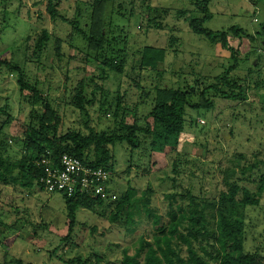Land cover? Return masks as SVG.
<instances>
[{"label": "rangeland", "instance_id": "1", "mask_svg": "<svg viewBox=\"0 0 264 264\" xmlns=\"http://www.w3.org/2000/svg\"><path fill=\"white\" fill-rule=\"evenodd\" d=\"M94 2L63 0L59 13L83 29ZM199 2L107 0L104 34L116 52L114 57L123 51L124 65L121 75L107 71L99 89L93 78L102 65L80 35H74L73 26L52 21L48 0H0V152L14 160L26 156L22 141L27 130L36 127L42 111L40 104L34 109L33 102L21 94L19 79L36 85L58 112L59 136L71 132L121 135L116 111L127 109L129 122L136 113L143 121L153 107L157 88L188 91L194 87L193 104L199 103L203 90H207L206 98L213 102L208 111L187 109L178 151L165 156L167 165L162 170L145 172L148 147L133 151L127 144L109 146L114 167L112 198L95 212L80 207L68 242H63L70 225L63 197L49 196L37 187L23 192L13 186L4 189L0 184V264H65L59 258L76 260L75 264H122L124 252L134 256L141 238L153 243L154 220L145 213V201H150L153 215L167 223L173 202L170 204L166 197L172 192L179 196L188 191L186 200L178 197L175 203L188 207L190 193L197 199L194 205L203 198L217 200L228 191L227 182L252 193L264 187V0L257 4L258 10L239 0L208 5L211 19L203 28L226 33L230 46L239 49L237 59L221 44H212L194 32L193 22L207 15ZM235 30L245 34L233 38ZM58 44L61 58L57 57ZM146 46L167 51L157 70L142 69ZM232 67L229 79L246 91L243 104L211 89L221 87L228 93L220 78ZM81 81L92 102L84 111L74 100ZM32 153L36 159L37 153ZM174 160H178L176 176L172 172ZM128 189L133 190L136 201L133 224H112L114 207L108 204ZM260 201V206L245 212L243 238L245 252L264 257V190ZM180 232L186 236V230L181 228ZM172 249L183 260L189 258L186 242L178 237ZM172 259L177 262L175 256Z\"/></svg>", "mask_w": 264, "mask_h": 264}, {"label": "trees", "instance_id": "2", "mask_svg": "<svg viewBox=\"0 0 264 264\" xmlns=\"http://www.w3.org/2000/svg\"><path fill=\"white\" fill-rule=\"evenodd\" d=\"M200 1L198 6L206 10L207 15L204 19L193 22L194 32L204 36L212 44H221L225 50L231 52L233 59L236 58L239 49L235 50L230 46L226 33H213L203 28V23L211 19V16L208 13L209 1ZM259 1L261 0H252L253 4L249 6L257 10L256 7ZM62 2L63 0H48V14L54 22L61 21L73 26L75 29L74 35H80L87 44L88 51L95 55V60L103 68L98 71L101 76L98 73L93 78V82L101 89L104 80L107 78V71L121 75L124 65L123 51H119V56L114 57L113 55L116 52L112 49L111 41L104 34L107 0H95L89 20L83 29L80 23L68 21L64 16L60 15L59 8ZM234 32L233 38H240L242 34H245L242 31L241 33L236 32V30ZM43 38H46V33H44ZM59 50L60 45L58 44L57 57L61 58ZM166 56V49L146 46L142 53V69L157 70L159 65L165 61ZM2 65L3 62H0V66ZM232 70H234V67L230 68L226 75L220 78V84L228 87V93H223L220 89L221 87H211V89L227 100L243 104L246 102V91L229 79ZM19 80L21 94L33 102L34 109L40 104L42 111L37 116L36 127H30L22 141L27 152L23 159L14 160L0 152V184L5 186L4 189L13 186L16 190L18 188L23 192H32L33 188L38 186L39 179L43 175L42 168L38 166V163L43 158L56 160L61 156L69 155L80 159L86 164L90 163L96 168H105L113 174L114 167L111 165L108 147L118 144H127L133 151L148 147L149 151L146 149L147 154H145V172L151 174L162 170L167 165L165 156H170L169 154L177 153L178 151L185 131L187 109L208 111L213 108V102L206 98L207 90H203L200 102L193 104L191 103V98L195 93L194 87L189 88L188 91L168 87L157 88L153 107L143 121L139 117L137 118L136 113L133 116V122H129L127 109L121 110L120 113L118 110L116 111L115 116L118 118L121 135L113 134L109 137L106 133L100 135L91 133L86 136L81 133L71 132L59 136L61 119L58 112L43 97L36 85H30L24 82L23 79ZM84 89L82 81L75 88V104L82 111L85 110L86 105H92V102L85 95ZM95 91L97 90H94L93 93ZM27 93L29 94L28 96L26 95ZM34 112L33 110L32 118ZM32 152L37 153L36 159H33L34 155ZM177 163L178 160L173 161L174 171L172 172L174 176L179 173L177 171ZM173 179L172 186L175 189L177 184L176 179ZM111 184L112 181L110 186ZM226 184L228 191L222 192L217 200L203 198L199 199L200 203L194 205L193 203L197 199L190 193L188 199L189 206L194 207L192 210H189L191 208L189 206L181 207V205H175L178 197L181 200H186L188 191L186 195L178 196L174 192L171 195H167L166 198L170 204L173 202L168 214L170 220L167 223L162 217L153 215V210L149 206L150 201H145L143 205L145 213L149 219L154 220L153 243L141 238L140 247L136 250L134 256H130L127 251L124 252L122 264H264V257L261 254L245 252V241L243 238L245 212L249 207L260 206V197L264 187L261 185L257 193H252L247 189L242 190L238 184H230L229 182ZM111 192L112 190L108 189L106 199L90 197L73 199L62 196L66 201V210L70 221L69 234L63 242H68L71 238L73 228L76 225L78 209L82 207L95 212L96 207L107 205L105 204L106 201L112 198ZM135 204L133 190L128 189L121 198L118 197L116 202L108 204V206L114 207L111 211L110 222L120 226L130 221L133 224L132 217ZM181 228L187 231L186 236L180 232ZM176 237L186 242L189 249V258L187 260H183L178 255V252L172 249V244ZM57 251L58 249L55 254ZM172 256L177 258V262L172 259ZM59 260L65 264H75L77 262L76 260L67 262L60 258ZM18 264H21V262L19 261Z\"/></svg>", "mask_w": 264, "mask_h": 264}, {"label": "built area", "instance_id": "3", "mask_svg": "<svg viewBox=\"0 0 264 264\" xmlns=\"http://www.w3.org/2000/svg\"><path fill=\"white\" fill-rule=\"evenodd\" d=\"M223 3L227 0H208ZM252 5V0H239ZM258 10V8L256 7ZM43 175L37 188L49 196L60 195L76 199L78 197L107 198L113 174L105 168H96L73 156L64 155L59 159L43 158L38 163Z\"/></svg>", "mask_w": 264, "mask_h": 264}, {"label": "crops", "instance_id": "4", "mask_svg": "<svg viewBox=\"0 0 264 264\" xmlns=\"http://www.w3.org/2000/svg\"><path fill=\"white\" fill-rule=\"evenodd\" d=\"M248 5H249V4H248ZM246 10H247V11H246L247 13H251L250 10H248V9H246Z\"/></svg>", "mask_w": 264, "mask_h": 264}]
</instances>
